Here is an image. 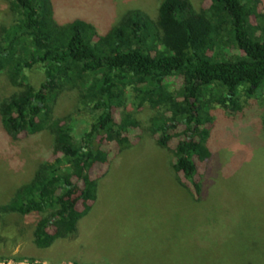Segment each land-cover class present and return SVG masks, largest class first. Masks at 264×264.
<instances>
[{
	"label": "trees",
	"instance_id": "16d2710c",
	"mask_svg": "<svg viewBox=\"0 0 264 264\" xmlns=\"http://www.w3.org/2000/svg\"><path fill=\"white\" fill-rule=\"evenodd\" d=\"M6 1L18 18L0 27V72L16 89L0 102V122L11 136L47 129L52 147L0 204V217L39 214L31 231L37 248L73 235L90 210L97 190L91 171L108 161L103 145L131 144L138 123L127 93L154 111L148 128L158 146L176 139L172 169L198 194L199 166L211 155L212 103L235 112L240 95L264 88L258 0H210L204 11L190 0H161L155 20L128 10L105 33L83 19L58 23L49 0ZM34 66L43 72L38 85L26 74ZM172 77L181 79L177 93L167 85ZM66 89H78L79 104L93 115L78 133L71 115L48 117L50 103Z\"/></svg>",
	"mask_w": 264,
	"mask_h": 264
},
{
	"label": "rangeland",
	"instance_id": "374dc122",
	"mask_svg": "<svg viewBox=\"0 0 264 264\" xmlns=\"http://www.w3.org/2000/svg\"><path fill=\"white\" fill-rule=\"evenodd\" d=\"M49 1L58 23L83 19L97 33H105L132 9L155 20L161 2ZM190 1L197 11L210 4V0ZM263 13L264 0H258L255 15ZM17 18L9 3L0 0V27ZM26 74L34 85L43 79L38 66ZM167 85L177 93L181 79L169 78ZM15 89L6 72H0V102ZM78 97V89L62 91L50 103L48 114L51 120L71 115L75 133L86 128L93 116ZM126 100L138 127L128 147L103 145L108 161L91 171L97 180L96 199L78 220L74 234L37 248L31 231L40 215L4 214L0 263L85 264L79 259L96 264H264V88L251 96L240 95V109L235 112L212 103L207 141L211 155L199 166L198 194L191 187L189 193L181 174L172 169L176 139L167 147L158 146L148 128L154 111L147 105L136 106L129 93ZM51 147L47 129L11 136L0 122V204L32 177ZM172 215L186 219L177 232H167L174 224L162 220L174 219Z\"/></svg>",
	"mask_w": 264,
	"mask_h": 264
},
{
	"label": "crops",
	"instance_id": "0c3cea01",
	"mask_svg": "<svg viewBox=\"0 0 264 264\" xmlns=\"http://www.w3.org/2000/svg\"><path fill=\"white\" fill-rule=\"evenodd\" d=\"M188 190H189V193H191L192 194V192L190 191V187H186ZM195 194H197L196 192H194ZM194 198H198V197H196V196H194L193 197V199ZM94 203V202H93ZM92 203V204H93ZM92 206V205H91ZM172 218L174 217V219H162V220H166V221H168V222H172L174 225H172V226H174L172 229H170L169 231H167V232H177L179 229H180V222H182V224H185V221H186V219H181L182 217H179V215H172L171 216ZM189 220H191V219H189ZM183 227V226H182ZM183 231H184V229H183ZM78 261H80V262H83V263H85V264H96V263H90V262H84V261H81V260H79L78 259ZM111 264V263H110Z\"/></svg>",
	"mask_w": 264,
	"mask_h": 264
},
{
	"label": "built area",
	"instance_id": "2783aa9c",
	"mask_svg": "<svg viewBox=\"0 0 264 264\" xmlns=\"http://www.w3.org/2000/svg\"><path fill=\"white\" fill-rule=\"evenodd\" d=\"M0 264H4V263H0ZM6 264H10V263H6Z\"/></svg>",
	"mask_w": 264,
	"mask_h": 264
}]
</instances>
